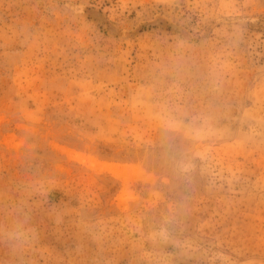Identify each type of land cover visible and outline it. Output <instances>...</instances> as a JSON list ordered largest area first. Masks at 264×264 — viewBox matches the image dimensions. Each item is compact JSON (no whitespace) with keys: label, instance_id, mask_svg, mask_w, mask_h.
Here are the masks:
<instances>
[{"label":"rangeland","instance_id":"374dc122","mask_svg":"<svg viewBox=\"0 0 264 264\" xmlns=\"http://www.w3.org/2000/svg\"><path fill=\"white\" fill-rule=\"evenodd\" d=\"M0 264H264V0H0Z\"/></svg>","mask_w":264,"mask_h":264},{"label":"clouds","instance_id":"9594fccd","mask_svg":"<svg viewBox=\"0 0 264 264\" xmlns=\"http://www.w3.org/2000/svg\"><path fill=\"white\" fill-rule=\"evenodd\" d=\"M26 235H27L26 233H21L20 234L19 238L21 239L22 242L25 240Z\"/></svg>","mask_w":264,"mask_h":264}]
</instances>
